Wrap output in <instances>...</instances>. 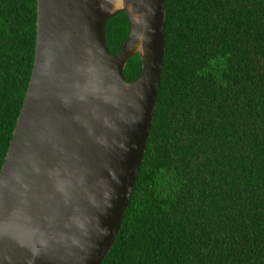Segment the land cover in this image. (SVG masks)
<instances>
[{
	"label": "trees",
	"instance_id": "1",
	"mask_svg": "<svg viewBox=\"0 0 264 264\" xmlns=\"http://www.w3.org/2000/svg\"><path fill=\"white\" fill-rule=\"evenodd\" d=\"M145 149L99 264H264V0H164ZM129 28L105 21L114 53ZM35 0H0V165L32 66ZM140 72L137 53L123 68Z\"/></svg>",
	"mask_w": 264,
	"mask_h": 264
},
{
	"label": "water",
	"instance_id": "2",
	"mask_svg": "<svg viewBox=\"0 0 264 264\" xmlns=\"http://www.w3.org/2000/svg\"><path fill=\"white\" fill-rule=\"evenodd\" d=\"M128 32L114 53L105 21ZM164 0H35L26 89L0 165V264H99L149 134ZM137 53L140 72L123 68Z\"/></svg>",
	"mask_w": 264,
	"mask_h": 264
}]
</instances>
